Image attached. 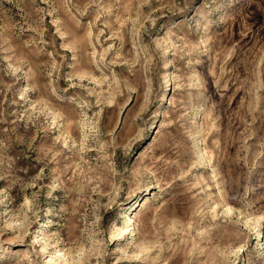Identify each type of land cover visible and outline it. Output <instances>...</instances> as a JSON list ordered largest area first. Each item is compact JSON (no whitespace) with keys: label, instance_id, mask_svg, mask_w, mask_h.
<instances>
[{"label":"rangeland","instance_id":"1","mask_svg":"<svg viewBox=\"0 0 264 264\" xmlns=\"http://www.w3.org/2000/svg\"><path fill=\"white\" fill-rule=\"evenodd\" d=\"M0 264H264V0H0Z\"/></svg>","mask_w":264,"mask_h":264}]
</instances>
